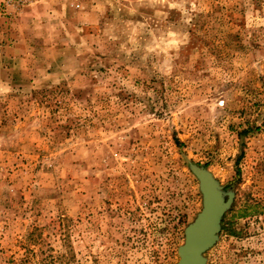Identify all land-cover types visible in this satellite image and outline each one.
I'll list each match as a JSON object with an SVG mask.
<instances>
[{"label":"rangeland","instance_id":"374dc122","mask_svg":"<svg viewBox=\"0 0 264 264\" xmlns=\"http://www.w3.org/2000/svg\"><path fill=\"white\" fill-rule=\"evenodd\" d=\"M190 164L264 264V0H0V264H177Z\"/></svg>","mask_w":264,"mask_h":264},{"label":"water","instance_id":"95a60500","mask_svg":"<svg viewBox=\"0 0 264 264\" xmlns=\"http://www.w3.org/2000/svg\"><path fill=\"white\" fill-rule=\"evenodd\" d=\"M190 168L200 182L203 209L185 230V243L178 249L177 264H206L205 253L219 239L222 218L231 206L234 193H228L226 198V192L208 169L195 164H190Z\"/></svg>","mask_w":264,"mask_h":264},{"label":"built area","instance_id":"2783aa9c","mask_svg":"<svg viewBox=\"0 0 264 264\" xmlns=\"http://www.w3.org/2000/svg\"><path fill=\"white\" fill-rule=\"evenodd\" d=\"M46 0H1L2 8L8 12H20Z\"/></svg>","mask_w":264,"mask_h":264},{"label":"crops","instance_id":"0c3cea01","mask_svg":"<svg viewBox=\"0 0 264 264\" xmlns=\"http://www.w3.org/2000/svg\"><path fill=\"white\" fill-rule=\"evenodd\" d=\"M27 10H28V9H27ZM27 10H26V11H27Z\"/></svg>","mask_w":264,"mask_h":264}]
</instances>
